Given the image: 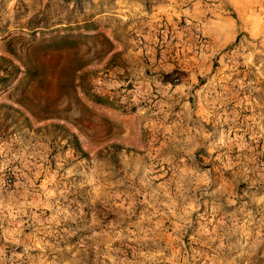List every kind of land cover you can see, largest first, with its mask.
<instances>
[{
    "label": "rangeland",
    "instance_id": "374dc122",
    "mask_svg": "<svg viewBox=\"0 0 264 264\" xmlns=\"http://www.w3.org/2000/svg\"><path fill=\"white\" fill-rule=\"evenodd\" d=\"M0 58V264H264V0H0Z\"/></svg>",
    "mask_w": 264,
    "mask_h": 264
},
{
    "label": "trees",
    "instance_id": "16d2710c",
    "mask_svg": "<svg viewBox=\"0 0 264 264\" xmlns=\"http://www.w3.org/2000/svg\"><path fill=\"white\" fill-rule=\"evenodd\" d=\"M0 61L1 62H7L6 60H4V59H2V58H0ZM8 63V62H7ZM4 71V75H5V77H1L0 78V81H5V78L7 77V76H9V74H10V71L9 70H3ZM74 142V141H73Z\"/></svg>",
    "mask_w": 264,
    "mask_h": 264
}]
</instances>
